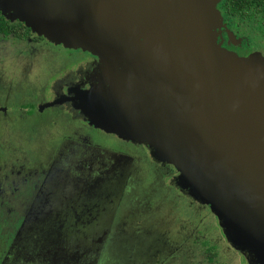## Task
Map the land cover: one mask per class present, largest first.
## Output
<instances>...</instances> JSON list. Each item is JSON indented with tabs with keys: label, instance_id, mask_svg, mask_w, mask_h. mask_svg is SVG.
<instances>
[{
	"label": "water",
	"instance_id": "obj_1",
	"mask_svg": "<svg viewBox=\"0 0 264 264\" xmlns=\"http://www.w3.org/2000/svg\"><path fill=\"white\" fill-rule=\"evenodd\" d=\"M158 1L0 0V11L57 45L99 56L90 88L51 105L68 101L94 128L148 145L154 161L180 172L182 192L220 223L243 228L238 249L262 264L264 69L250 72L248 58L215 44L222 0H163L165 17L152 28ZM241 147L258 152L244 161Z\"/></svg>",
	"mask_w": 264,
	"mask_h": 264
},
{
	"label": "rangeland",
	"instance_id": "obj_2",
	"mask_svg": "<svg viewBox=\"0 0 264 264\" xmlns=\"http://www.w3.org/2000/svg\"><path fill=\"white\" fill-rule=\"evenodd\" d=\"M221 24L212 30L215 44L237 57L248 58L250 72H261V67L264 69V26L259 30L256 26L241 25L240 35L246 39L252 53L239 54L219 42V31L226 25L223 16ZM40 53L0 43V104L11 88H15L13 97L11 93L14 102L24 94L37 92L36 73L41 83L49 82L55 62L59 68L73 70L75 67L71 61L65 66V57L54 53V49L51 63ZM77 56L81 59L82 54L77 53ZM86 58V55L82 57L85 66L88 65ZM133 90L144 93L140 95L142 98L152 94L150 87L146 91L142 85H135ZM86 124L91 126L89 120ZM1 127L5 131L3 156L6 161L0 167V181L5 184L1 195L5 205L0 207V264L5 263L11 243L20 238L17 236L21 232L16 229H20L18 224L23 215L27 217L28 232L18 240L20 246L11 251L6 264H249L251 261L247 253L238 249L244 242L242 227L240 232L232 225L220 223L208 204L186 196L187 193L183 200L176 202L170 195L171 190L149 165L148 161L153 160L146 162L142 154L141 150L146 148L152 158L148 145L121 141L112 133L94 128L93 124V129L80 138L76 135L78 128L72 123L68 134L74 139L54 154L49 151L51 157L35 162L33 156L38 150V141L36 147L32 129L27 125L13 126L14 133L23 135L26 141L25 148L21 149L30 152L12 156L5 151L11 145L9 139L14 137L8 135L13 127L8 123H1ZM84 136L93 141L90 143ZM126 148L132 153L126 152ZM121 150H125L123 155L115 153H122ZM257 152L241 147L243 155L240 157L249 161ZM128 155L142 160L130 161ZM262 156L260 152L256 155L264 168ZM172 167L179 176L180 172ZM22 174L31 175L28 183L23 181ZM130 177L131 186L127 183ZM12 181L17 184L12 185ZM190 200L197 203L201 211L196 212ZM9 209L20 216H11L13 224L7 221ZM255 243L263 246L259 237ZM261 262L264 264V252Z\"/></svg>",
	"mask_w": 264,
	"mask_h": 264
},
{
	"label": "flooded vegetation",
	"instance_id": "obj_3",
	"mask_svg": "<svg viewBox=\"0 0 264 264\" xmlns=\"http://www.w3.org/2000/svg\"><path fill=\"white\" fill-rule=\"evenodd\" d=\"M222 2L223 0L219 3L218 8L220 12L222 13V16L224 18V21L226 22V25L224 24L225 29H222L221 31H219V34H220L219 42H221V44L227 49L234 51V52L236 51L239 54H244L248 52L252 53V51L248 47V44H246V39H243L242 35H240L242 24L235 22L231 16L226 14L225 10L222 8ZM158 5L160 7V10H159L160 12H154L153 18L150 16L151 18L150 23L152 25V28H154L157 25V21L159 19H161L162 17L163 18L165 17L162 14L165 8V4L163 0H159ZM105 7H112V5L105 4ZM139 9H140V6H139ZM148 9H149V6H148ZM103 15L104 13H101V17ZM145 20L146 18H144L141 22H145ZM17 22L18 21H14L15 24ZM228 24H231V25H228ZM23 25L25 26V28H28L26 27L25 24ZM15 29L16 30L19 29L17 31L18 33L17 35L12 34L16 32V30L12 31L10 35H6L4 32L3 33L0 32V43L7 42L9 46L13 48L16 47V49H19V50L30 49V50H35V51H41L40 53L41 56L43 55L47 56L49 62L51 61L52 50L54 49V53H59L60 55L65 57V61H64L65 66H67V63L69 61H71L72 64H75V67L73 70H69L67 68H59V66H57L55 62L53 64V68L55 69V71L49 74L52 77L50 78L49 76L50 81L46 83H41L40 81L41 79L37 72L35 75V79H36V85L38 87V91L36 92V90L34 91L33 89H31L32 92L34 91V93L32 95L24 94L22 98L19 100L20 102L18 100L14 102L11 99V93L13 92L12 94V97H13L15 88H11L7 90L6 96L2 97V103L0 104V129H1L0 130V142H6L4 141L5 131L1 127V123H8L12 127L15 125H27L32 129L30 130V132L33 133V139L36 138L35 144L37 141H38V144H44V143L39 142L40 138H44L43 142L47 140V144L51 145L52 149H54L56 153V151L58 152L62 148L65 147V144L67 143V141H69L70 139H74L73 137H71V135L68 134L71 130L69 125L73 123L78 128L76 135H78L80 138H82L81 136L84 134V132L88 134L89 131L92 130L93 128L86 124L85 117L81 115L78 111L74 110L70 102L65 101L59 104H53V105L51 104L55 100H59V101L67 100L68 98L73 97L74 94L73 93L70 94L71 89L73 87L81 88L84 90L89 89L90 88V82H89L90 77L91 75L96 73L94 71L98 70V68L101 66V62H100L99 56L90 54L82 49H68L61 44L57 45L53 43V41L48 39V37L44 35H39L38 33L33 32L30 28H29L30 32L28 33L21 28L15 27ZM23 33L24 34L27 33V35L22 36ZM77 53H81L82 57L86 55L87 57L86 62L88 64L87 66L84 65V62L82 61V57L81 59L78 58ZM47 58L45 59L47 60ZM34 86L32 87L34 88ZM29 101L31 102L29 103ZM41 105L43 107L39 108ZM8 135L14 136V137H11V139H9V142H11L15 137H19L18 134L14 133V127H13V132ZM20 136L23 137V135H20ZM84 137H86V139H88L90 143L93 141L91 137L89 138L87 136H84ZM27 138H29V136H27ZM124 143L126 145L127 144L131 145L126 142ZM121 151L122 153L120 152H115V153L121 156L123 155L125 150H121ZM127 151L129 153L131 152V150L126 148V152ZM141 151H142V154L146 157L145 158L146 162L150 159L153 160L149 156V151L146 148L145 150L142 149ZM126 157H129L130 161H132L133 159H136V155H128ZM138 160H142V158L138 156ZM153 161H148L149 165L157 171L158 177H161L165 187L171 190L170 195L176 198V202L183 200L185 194L184 192H181V190L177 187L175 183V179L177 178V175H178L175 169L171 165L158 163L156 161L153 162ZM125 174L126 172L124 171V175ZM22 176H23L22 177L23 181L28 183L29 182L28 177L31 175L22 174ZM132 181L133 179L130 177L127 183L130 184L131 186ZM15 184L17 183L12 182V185H15ZM4 185L5 184H3L0 181V207L1 208L5 205L1 201V195L4 192L3 190ZM33 189H35V187H33ZM186 196H189V195L186 194ZM33 197L36 198L35 190H34ZM190 204L191 206H194L195 208L194 210L196 212L201 211L202 208L199 206L197 207L198 205L197 203L194 204V202L190 200ZM11 216H14L15 218H20L19 215L14 214L13 211L9 209L7 221L11 222L12 224L13 222H12ZM26 218L27 217L23 215L22 222L20 221L18 224L20 226V229H16V231L21 232V234L20 236H17V237L21 238L23 237V235H25V233L28 232L26 229L29 225H27ZM18 240L17 241L15 240L14 243H11L12 247L10 248L9 253L7 254V258L4 264H6L9 261L10 256L8 255L11 254V251L15 250L16 247L20 246L18 244Z\"/></svg>",
	"mask_w": 264,
	"mask_h": 264
},
{
	"label": "trees",
	"instance_id": "obj_4",
	"mask_svg": "<svg viewBox=\"0 0 264 264\" xmlns=\"http://www.w3.org/2000/svg\"><path fill=\"white\" fill-rule=\"evenodd\" d=\"M222 8L225 10L226 14L231 16L237 23L256 26L259 30L264 26V0H223ZM15 27L21 28L27 33L30 32L29 28H25V26L21 22H17L16 24L14 22H10L5 16H3L2 12L0 11V32H4L6 35H10L12 31L16 30ZM18 30H16V32L12 34L17 35ZM27 33H23L22 36L27 35ZM23 138L21 136L15 137L11 142H9L11 145L5 152H10V155L12 154V156L15 153H22L24 151L30 152L21 149L25 148L26 146V141ZM43 140L44 138H40L39 142L44 144H38V150H36L33 156V161L35 162H41L46 156L51 157L50 152H52V154L55 153V150L52 149L51 145L47 144V140L45 142H43ZM4 144L5 142H0V167L6 161L3 156ZM44 145L47 147L44 148ZM8 161L9 157L7 162ZM47 202L50 203L51 201L47 200Z\"/></svg>",
	"mask_w": 264,
	"mask_h": 264
}]
</instances>
